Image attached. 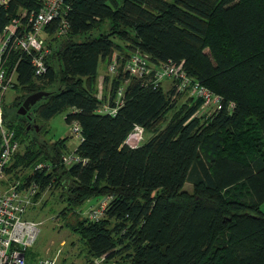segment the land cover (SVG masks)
I'll list each match as a JSON object with an SVG mask.
<instances>
[{
    "label": "trees",
    "instance_id": "obj_1",
    "mask_svg": "<svg viewBox=\"0 0 264 264\" xmlns=\"http://www.w3.org/2000/svg\"><path fill=\"white\" fill-rule=\"evenodd\" d=\"M67 2L66 36L53 37L58 20L41 35L51 48L43 77L34 79L28 56L8 52L5 66L17 64L20 90L12 106L49 93L25 116L14 109L9 121L3 104L4 124L23 146L6 171L9 180L35 182L34 202L45 191L56 194L63 204L57 217L79 234L88 264L102 256L101 264H264V0ZM38 6L13 0L0 8V33L20 8ZM105 23L97 37L74 41ZM135 52L154 68L183 62L185 74L220 96L222 108L195 115L201 100L174 92L176 80L153 86L128 77L122 66ZM114 54L118 74L102 76L109 88L99 99V62L109 65ZM121 87L116 115L97 113ZM67 111L66 124L77 122L83 138L74 151L67 138L37 140ZM31 120L40 123L34 136ZM134 126L153 136L132 148L125 140ZM72 152L86 163L63 164ZM27 169L33 174L21 173ZM99 197H111L103 218L80 220L81 206Z\"/></svg>",
    "mask_w": 264,
    "mask_h": 264
},
{
    "label": "built area",
    "instance_id": "obj_2",
    "mask_svg": "<svg viewBox=\"0 0 264 264\" xmlns=\"http://www.w3.org/2000/svg\"><path fill=\"white\" fill-rule=\"evenodd\" d=\"M12 1L0 0V8L6 9ZM35 1L39 4L38 8H20L17 16L12 17L0 33V264H63L57 255L54 257H33L30 254V249L39 234V224L25 220L23 215L35 205L34 198L39 192V186L35 182H31L28 186L25 184L22 186L18 180H9L6 172L14 155L20 149V143L14 130L4 125L2 115L5 94L17 83V64L5 66L9 56L8 52L16 50L20 54L28 56L34 79L41 78L48 71L46 60L51 53L46 39L41 35L54 20H58V25L53 31L54 38L65 37L68 32L66 16L70 5L67 0ZM182 65L183 62L176 64L168 60L159 68H154L147 55L135 52L126 59L122 66V72L128 74V77L145 79L153 86L165 79L176 80L177 83L172 88L174 92L188 90L190 95L201 100L200 109L195 115L209 114L220 110L222 108L220 96L213 94L188 77ZM119 67L117 55L114 54L108 71L115 76L118 74ZM123 90V87L119 88L116 97L111 99V102L100 104L96 112L115 116L124 104ZM98 98L100 99V97ZM230 106L233 107V105ZM71 124L73 125L72 133L78 137L79 142L82 141L80 126L77 122ZM142 132V128L134 126L133 131L126 138L125 144L132 148L138 146L142 139ZM132 137L136 140L135 142L131 140ZM134 143L135 145H133ZM62 163L65 165L84 164L86 160L72 152L62 157ZM43 167L44 165L39 164L33 171ZM110 199L111 197H106L97 207L89 208L83 213L84 218L89 222L99 221L103 218ZM103 259L104 256L96 258L92 264H101Z\"/></svg>",
    "mask_w": 264,
    "mask_h": 264
},
{
    "label": "rangeland",
    "instance_id": "obj_3",
    "mask_svg": "<svg viewBox=\"0 0 264 264\" xmlns=\"http://www.w3.org/2000/svg\"><path fill=\"white\" fill-rule=\"evenodd\" d=\"M106 24L100 30H92L90 33L84 36H78L74 38V41L80 42L85 39V37H97L101 32L106 29ZM112 61V60H111ZM109 65L106 63L99 62L98 66V97H101L104 94V91L107 92L109 86L107 85L105 88V84L103 83L104 75L112 78V74L108 71ZM169 87V82L162 83V89L166 91ZM20 95L19 89H10L5 94V112H8L7 120L9 121L12 117V114L15 113L14 106H12L13 101L16 97ZM187 99L186 96H182L180 100L184 102ZM16 110V109H15ZM2 109V115H3ZM17 113V110H16ZM67 112L57 114L52 119H50L44 128V133L40 134L39 131L36 133V138L39 141L46 140L49 143H54L58 140L65 139L66 145L69 151H74V149L78 146L79 139L78 137L72 133L73 125H67L65 122V116ZM172 112H169L167 117H170ZM18 115V114H17ZM20 116V115H19ZM4 123V119H3ZM40 123H35V125L39 126ZM5 125V124H4ZM164 126V125H163ZM6 127V126H5ZM29 129L30 133H34L33 123L29 121ZM32 134H30L32 136ZM35 134V133H34ZM33 134V136H34ZM140 136V135H139ZM153 136V133L144 131L142 132V139L138 145H142L146 141H148ZM133 142L136 140L134 137L131 138ZM135 145V143L133 144ZM23 152V146L20 144V149L18 153ZM12 163V162H11ZM32 170L27 169L22 171L21 173L30 174ZM10 178V175H9ZM184 190L191 192V186L189 184H185ZM52 192L45 191L41 194L40 199L35 203V205L27 210L23 218L28 221L35 222L39 224V234L38 237L30 249V254L33 257H54L58 256V259L63 264H88L85 259L86 254V245L80 239L79 234L70 230L68 226L65 225V220L61 217H57L59 211L63 208V204L59 203L55 199V193L51 196ZM104 197L94 198L86 201L79 210L82 211V215L79 216V219H84V212L89 208L97 207L102 201H104ZM264 205L262 206V208ZM78 210V211H79ZM75 218L72 216H68L67 221L73 223ZM28 257V255H27ZM29 262V261H28Z\"/></svg>",
    "mask_w": 264,
    "mask_h": 264
},
{
    "label": "water",
    "instance_id": "obj_4",
    "mask_svg": "<svg viewBox=\"0 0 264 264\" xmlns=\"http://www.w3.org/2000/svg\"><path fill=\"white\" fill-rule=\"evenodd\" d=\"M48 95H49L48 92L39 91L27 96L22 102L21 106L17 109V114L20 116H25L35 104L40 102L43 98H46ZM33 128L34 130L38 131V128L35 125L34 120H33ZM28 129L29 127H27V130Z\"/></svg>",
    "mask_w": 264,
    "mask_h": 264
},
{
    "label": "crops",
    "instance_id": "obj_5",
    "mask_svg": "<svg viewBox=\"0 0 264 264\" xmlns=\"http://www.w3.org/2000/svg\"><path fill=\"white\" fill-rule=\"evenodd\" d=\"M166 82H169V86H170V81H166Z\"/></svg>",
    "mask_w": 264,
    "mask_h": 264
},
{
    "label": "flooded vegetation",
    "instance_id": "obj_6",
    "mask_svg": "<svg viewBox=\"0 0 264 264\" xmlns=\"http://www.w3.org/2000/svg\"><path fill=\"white\" fill-rule=\"evenodd\" d=\"M31 123H33V120H31Z\"/></svg>",
    "mask_w": 264,
    "mask_h": 264
}]
</instances>
